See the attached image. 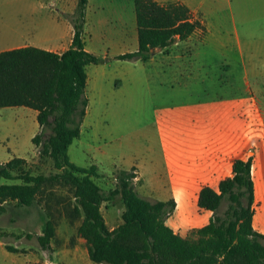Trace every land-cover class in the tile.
I'll list each match as a JSON object with an SVG mask.
<instances>
[{
    "label": "crops",
    "instance_id": "crops-1",
    "mask_svg": "<svg viewBox=\"0 0 264 264\" xmlns=\"http://www.w3.org/2000/svg\"><path fill=\"white\" fill-rule=\"evenodd\" d=\"M155 1L160 4L178 2L185 5L205 29L206 43L195 49L192 54L195 60H191L190 64L177 56H173L174 59L171 60L173 57L162 53L167 48L151 50L152 57L146 62H141L114 59L137 49V37L129 39L124 28L119 31L121 36L128 37L124 38L127 43L122 52L116 55L111 54L107 44L105 45L103 34L100 35L103 42L101 56H96L89 49L83 35L85 50L102 59V62L85 67V95L88 103L80 126V135L67 150L69 161L83 168L95 166L97 178L114 175L119 171H131L135 190L140 197L157 202H174L173 214L167 219L166 225L184 238L189 231L204 227L212 218V212L200 211L197 206L200 190L207 186L218 191L219 182L233 176L234 161L250 160L254 184L252 228L264 236V130L261 118L248 106L249 82L246 67H242L241 86L235 87L233 80L226 88L227 93L206 92L199 98L192 89V80L197 82L198 70L203 69L202 64L198 62V55L203 52L202 49H209L207 43L214 35L204 12L205 3L198 0ZM232 1L233 4L231 0L228 3L231 13L247 11L249 5L252 10L264 14V0ZM31 3V19L24 20L21 15H17L9 20L0 14V53L23 47H34L55 54L63 53L69 48L73 37V28L66 16L72 15L75 7H70V0H31ZM95 4L92 0L87 1L83 33L88 26L87 16L95 9ZM54 5L55 9L52 8ZM34 14H37L35 18ZM197 14H200V17ZM134 23L136 25L135 21ZM241 28L245 29L246 25L241 24ZM232 29L238 37L235 24ZM200 32L201 30H198L193 34ZM231 32L225 24L223 32H217L215 35L225 37ZM251 33L253 32L243 31L242 34L251 36ZM222 47L227 50V44H222ZM158 51L162 53L159 58L163 59H155L158 57ZM224 67L228 65L225 64ZM152 81L159 86L154 93H151L150 89ZM141 85L147 87L146 92L132 91ZM108 92L112 95V113L119 109L118 104L114 103L115 97H119L123 107L126 106L133 116L140 111L142 117L146 113L150 114L151 120L148 124L145 122L142 126L131 127L124 132L117 131V136L109 132V126H106V129L102 125L98 126L99 128L96 126L94 136L82 139L87 129L91 98L94 96L106 101L104 97ZM89 93L94 95L89 96ZM140 100L144 105H139ZM135 101L142 106L141 110L135 109ZM36 116V111L26 107L0 108V132L7 125L11 129L19 126L20 134L26 132L22 128L27 123H34L35 129L39 128ZM250 117L254 119L251 120ZM33 131L26 132L28 139L33 138ZM5 134L6 136L0 139V148L5 149L1 142L7 140L10 134L12 141L9 147L12 150L7 151L6 159H0V162H8L14 156L23 158L24 156L16 151L19 144L15 133L8 131ZM76 141L78 143L74 145ZM72 145L74 156L77 158L84 148H93L92 157H89L87 164L80 165L70 158ZM123 211L124 206L119 219L114 217L111 222L102 215L110 231L122 224ZM58 260L72 264H95L90 261L88 254L69 253Z\"/></svg>",
    "mask_w": 264,
    "mask_h": 264
},
{
    "label": "rangeland",
    "instance_id": "rangeland-1",
    "mask_svg": "<svg viewBox=\"0 0 264 264\" xmlns=\"http://www.w3.org/2000/svg\"><path fill=\"white\" fill-rule=\"evenodd\" d=\"M20 1L0 0V14L9 20L14 19L17 15H21L24 20L31 19V0ZM70 1V7L76 8L75 3L77 4V0ZM92 1L96 3L93 6L95 9L91 7L93 10L87 16L88 26L84 33L87 46L96 56H101L103 42L100 35L103 34L105 37L103 41L109 47L111 54L116 55L122 52L123 46L127 43L124 38L129 37L131 39L137 37L133 0ZM198 1L205 3L204 12L208 23H210V30L214 35L207 43L209 49H202L203 52L198 55V62L202 64L203 69L198 70L197 82L192 80V89L196 91L199 98H202V95L206 92L209 94L227 93L226 91L228 90L226 88L233 80L236 83L235 87L242 85V67L245 65L247 81L249 82L248 106H251V109L257 112V115L262 120V128L264 130V22L261 21H264V14L252 10L249 5L247 11L236 14L231 13L228 8L229 0ZM231 3L233 4L232 0ZM52 8L55 9L56 6L54 5ZM197 15L200 17V14ZM36 16L37 14H34L33 18ZM225 24L232 32L225 37H222L223 35L216 36L215 33L223 32ZM234 24L238 37L234 35L232 29ZM241 24L246 25V28L242 29ZM259 26L262 28H258ZM123 28L127 31L128 37L120 35L119 30ZM243 31H252L253 33H251V36H244L242 34ZM205 35L206 31L203 28L200 33H195L191 37L189 36V39L187 38L183 41L176 40L166 50H163L162 53L171 57L177 56L179 59H183L184 62L190 64L191 60H195L192 58L195 49L206 43ZM222 44H227V50L223 49ZM162 53L158 51V57L155 59H163L159 58ZM150 57H152L151 53L149 59ZM222 64H227L228 67H224ZM146 88L144 85L136 86L132 91L142 93L147 91ZM150 89L151 93H154L156 89H159V86L155 85L154 81H152ZM93 95L89 93V96ZM111 97L112 95L108 92L106 93V97H104L107 99L106 101H101V99L94 98V96L91 98L89 106L90 115L86 122L87 129H85L82 139L94 136L96 126L99 128L98 126L102 125L104 129L107 128L106 126H109V132L117 136V131L124 132L128 128L142 126L145 122L147 123L151 120V115L148 113L145 114L146 116H140V111L138 110L142 108V106H139L140 104L144 105L142 100H140L139 105L136 101L135 104L132 102L138 111L133 116L132 112L127 111L126 106L123 107L122 100L119 97H115L114 103L118 104L119 109H115L112 113L110 111ZM105 104H107L106 108ZM75 119L77 120V116H75ZM250 119L253 120L254 118L250 117ZM26 120L28 121V119ZM35 126L34 123H27L24 124L22 129L30 133L35 129ZM114 126L115 128H111ZM53 127L52 118H50L47 126L43 129L36 128L33 131V137L37 134L40 135V144L37 147L31 143L32 138H27L26 132L20 134L21 130H19V126L11 129L7 125L0 132V139L5 137V133L8 131L15 133L17 144H19V147H16L17 154H22L24 156L22 159L26 161L23 173L11 172V179L0 177V186H22L25 185L24 182L29 177L56 178L61 176L55 180L46 179L48 181L45 180V182L40 183L35 195L37 202L34 205L24 206L18 204L16 201L0 198V264H72L71 262L60 261L58 259L64 258L69 253L87 255V245L84 239L77 234V227L81 220L74 210L75 199L73 197V188L66 175L67 173L74 172L65 167L61 160L58 161L57 166L50 156L39 155L41 150H49L48 142L54 135ZM20 135L21 138H19ZM11 141V136L8 134L7 140L1 142V146L5 149L0 148V159H6L7 151L10 152L12 150L9 147ZM77 143L76 141L73 144ZM74 145L70 149V158L80 165L87 164L89 157H92L93 148H84L80 157L77 158L74 156L72 149ZM92 145L94 144L92 143ZM80 150L82 151V149ZM0 163L4 164L3 162ZM130 175H132L131 171H119L114 175L106 177L98 176V178L92 179L103 191L107 192L114 190L120 184V181L126 180ZM132 183L135 190L133 179ZM145 200L149 203L157 202L150 198H145ZM245 206V190L234 188L233 198L231 199L228 195L224 196L218 209L212 213L211 219L215 220V225L222 238H230L232 236V245L236 248L232 253L218 251L216 254L209 256L221 236L216 235L207 239L196 236L194 233L196 230L189 231L183 239L189 243L191 242L193 247L199 252L198 258L193 261V264H264V257L252 244L257 242L260 247H264L263 239L251 241L237 234L234 235L240 210ZM122 208V201L119 197H116L112 203H103L101 205V214L111 222L114 217L119 219ZM170 209L171 207L167 205L165 209L159 212L158 216L162 220L161 223L163 225H166L167 219L173 214L174 208L171 211ZM169 211L170 213H168ZM47 221H50L52 224L55 236L45 245L40 243V238L44 236V227ZM232 224H235L234 230L231 228ZM7 247L12 248L14 251L9 252L6 249ZM250 254L253 257L256 256V261L246 260V255ZM176 260L177 264L182 263L181 256H177ZM174 261V258L165 256L163 257L162 264H172Z\"/></svg>",
    "mask_w": 264,
    "mask_h": 264
},
{
    "label": "trees",
    "instance_id": "trees-1",
    "mask_svg": "<svg viewBox=\"0 0 264 264\" xmlns=\"http://www.w3.org/2000/svg\"><path fill=\"white\" fill-rule=\"evenodd\" d=\"M87 1L77 0L75 12L66 16L72 25L73 37L69 48L63 53L55 54L34 47L0 53V108L26 107L36 111L40 129L47 126L52 118L54 135L49 139V150H41L39 155L50 156L57 166L61 160L65 167L74 172L66 175L73 188L74 210L81 220L77 234L85 240L91 262L162 264L163 257L167 256L175 259L172 264H177V256H181V264H193L199 252L191 242L175 234L168 225H163L158 216L167 205L171 207V211L174 208L173 201L149 203L139 197L133 189L132 175L120 181L114 190L105 192L92 179L97 178L95 166L83 168L69 161L67 150L80 135V126L88 103L85 95V67L102 62V59L85 50L83 27ZM133 1L137 49L115 57L116 60L146 62L151 50L166 49L175 40L183 41L203 29L193 13L181 3ZM31 143L39 146L40 135H35ZM25 165L26 161L17 157L4 164L0 163V177L11 179V172L23 173ZM232 172L231 178L219 182L218 191L203 187L198 195L197 206L200 211L214 213L224 196L233 198L234 188L245 190L246 206L240 210L237 228L235 229V224H232L231 228L235 229L234 235L242 238L251 241L264 240V236L252 228L254 184L250 160L234 161ZM60 177H29L22 186H0V198L16 201L24 206L34 205L37 202L35 195L40 183L46 179L55 180ZM116 197L120 198L124 206L122 224L110 231L101 214V205L112 203ZM194 233L207 239L221 236L214 219H210L207 225ZM54 236L55 230L50 221H47L40 243L47 245ZM232 239V236H221L209 256L218 251L234 252L236 248L232 245ZM252 244L264 257V247H260L257 242ZM6 249L9 252L14 251L9 247ZM246 256V260L256 261V256Z\"/></svg>",
    "mask_w": 264,
    "mask_h": 264
}]
</instances>
